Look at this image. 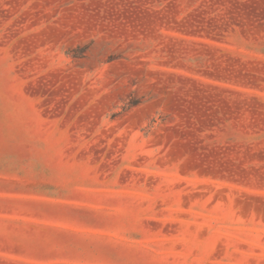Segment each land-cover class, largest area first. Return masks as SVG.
I'll use <instances>...</instances> for the list:
<instances>
[{"label": "rangeland", "instance_id": "1", "mask_svg": "<svg viewBox=\"0 0 264 264\" xmlns=\"http://www.w3.org/2000/svg\"><path fill=\"white\" fill-rule=\"evenodd\" d=\"M0 264H264V0H0Z\"/></svg>", "mask_w": 264, "mask_h": 264}, {"label": "trees", "instance_id": "2", "mask_svg": "<svg viewBox=\"0 0 264 264\" xmlns=\"http://www.w3.org/2000/svg\"><path fill=\"white\" fill-rule=\"evenodd\" d=\"M88 49V45L82 47V48H79V49H76L73 52V56L74 57H82L84 52ZM139 103L138 100L136 99H132L130 101H128L123 107H122V111L121 112H125V111H128L129 109H131L132 107L136 106L137 104Z\"/></svg>", "mask_w": 264, "mask_h": 264}]
</instances>
